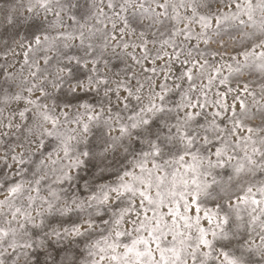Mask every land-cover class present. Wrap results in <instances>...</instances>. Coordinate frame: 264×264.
<instances>
[{
  "label": "snow or ice",
  "instance_id": "1",
  "mask_svg": "<svg viewBox=\"0 0 264 264\" xmlns=\"http://www.w3.org/2000/svg\"><path fill=\"white\" fill-rule=\"evenodd\" d=\"M0 264H264V0H0Z\"/></svg>",
  "mask_w": 264,
  "mask_h": 264
}]
</instances>
